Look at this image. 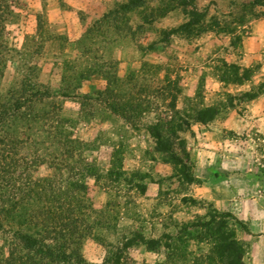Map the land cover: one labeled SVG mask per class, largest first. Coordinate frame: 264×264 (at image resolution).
<instances>
[{
	"label": "rangeland",
	"instance_id": "obj_1",
	"mask_svg": "<svg viewBox=\"0 0 264 264\" xmlns=\"http://www.w3.org/2000/svg\"><path fill=\"white\" fill-rule=\"evenodd\" d=\"M129 1L8 0L0 15V98L37 88V114L52 111L64 120L66 140L60 146L52 129L40 130L45 121L25 120L20 154L47 161L35 178L56 176L67 153L72 164L82 162L84 217L93 227L81 246L86 264H206L213 246L207 230L183 229L216 213L248 227H235L245 263L264 264V8L254 0H198L220 25L208 19L200 36L165 40L163 30L189 18L182 10L161 18L162 0H147L119 30L100 28L106 14ZM108 78L143 106L136 119L97 101ZM69 85L75 92L66 97ZM208 109L214 120H197ZM155 125L176 132L182 126L194 183L155 151ZM90 165L95 176L87 175ZM34 207L4 221L2 259L16 231H39Z\"/></svg>",
	"mask_w": 264,
	"mask_h": 264
},
{
	"label": "trees",
	"instance_id": "obj_2",
	"mask_svg": "<svg viewBox=\"0 0 264 264\" xmlns=\"http://www.w3.org/2000/svg\"><path fill=\"white\" fill-rule=\"evenodd\" d=\"M7 3L8 0H0V15L4 13L2 11ZM146 6L147 0H130L128 3L119 4L100 21V28L119 30V24L124 22L126 16L141 11ZM252 6L264 8V0H254ZM162 7L161 18H166L170 13L179 10L189 18L178 28L163 30L162 36L165 40H170L173 36L186 38L200 36L206 31L205 24L208 19L220 25L216 17L209 18V8L199 9L198 0H162ZM1 23L2 18L0 25ZM89 73L93 74L92 71ZM108 81V88L97 95V101L100 102L101 99L107 101L111 111L125 120L136 119V116L144 111L143 106L135 105L132 96L122 94L120 88L115 87L113 78H108ZM28 88L31 93L17 90L8 97L0 98V233L4 230V221L20 214V210L27 204L35 205L31 210L33 220L31 222H34L32 225L39 231L36 235L16 231L9 243L8 256L5 259L0 257V264H86L81 254V246L92 234L93 227L84 217L85 211L89 209V188L83 181L86 174L81 169L82 162L80 161V165L72 164L75 156L67 153L70 155L59 163V158L54 153L58 158L57 165L61 167L58 174L52 178H35L33 174L35 170L47 161L39 157L27 159L20 154L26 142L18 135L20 128L23 127L20 122L25 120H30L29 122L33 124L45 121L46 123H41L40 130L44 132L42 128L46 127L52 129L50 135L53 132L51 137L60 146L61 144L64 146L66 142L61 136L64 120L56 118L52 111L44 115L37 114L34 105L38 104L36 98L40 91L32 86ZM71 90L74 89L69 85L64 96L71 94ZM91 97L86 98V104ZM173 110L177 112L176 107ZM212 111L214 110L208 109L205 114H211ZM209 114H206L207 116L202 114L197 120L203 123L214 120L215 115L210 117ZM173 130L172 128L164 131L163 125L149 127V132L156 142L155 151L166 156L167 164L174 166L180 176L188 184H192L195 179L189 166L187 143L185 139L179 137V134L185 131L182 126L179 127V132ZM185 160L188 161L187 164ZM112 166L113 170H116L115 162ZM92 168L90 165L86 170L90 177L95 176V170ZM218 217L228 221H218ZM206 219L209 220L190 224L183 229V232L190 229L207 230L213 246L206 264H246L245 245L238 240L235 227L239 226L245 232L248 231V227L231 213L221 215L216 213L207 216Z\"/></svg>",
	"mask_w": 264,
	"mask_h": 264
},
{
	"label": "crops",
	"instance_id": "obj_3",
	"mask_svg": "<svg viewBox=\"0 0 264 264\" xmlns=\"http://www.w3.org/2000/svg\"><path fill=\"white\" fill-rule=\"evenodd\" d=\"M253 28V27H252Z\"/></svg>",
	"mask_w": 264,
	"mask_h": 264
}]
</instances>
